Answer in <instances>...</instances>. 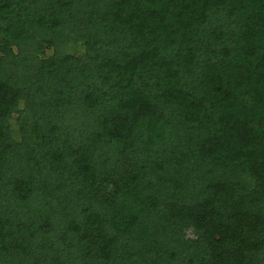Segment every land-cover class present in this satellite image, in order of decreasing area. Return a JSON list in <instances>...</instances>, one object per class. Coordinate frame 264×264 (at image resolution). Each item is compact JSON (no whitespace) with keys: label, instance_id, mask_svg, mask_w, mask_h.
<instances>
[{"label":"trees","instance_id":"16d2710c","mask_svg":"<svg viewBox=\"0 0 264 264\" xmlns=\"http://www.w3.org/2000/svg\"><path fill=\"white\" fill-rule=\"evenodd\" d=\"M0 264H264V0H0Z\"/></svg>","mask_w":264,"mask_h":264},{"label":"rangeland","instance_id":"374dc122","mask_svg":"<svg viewBox=\"0 0 264 264\" xmlns=\"http://www.w3.org/2000/svg\"><path fill=\"white\" fill-rule=\"evenodd\" d=\"M11 129L13 131L14 139H17V128H16V125L13 122H11Z\"/></svg>","mask_w":264,"mask_h":264}]
</instances>
